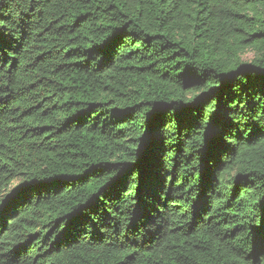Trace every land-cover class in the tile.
Listing matches in <instances>:
<instances>
[{"label":"trees","instance_id":"1","mask_svg":"<svg viewBox=\"0 0 264 264\" xmlns=\"http://www.w3.org/2000/svg\"><path fill=\"white\" fill-rule=\"evenodd\" d=\"M0 264H264V0H0Z\"/></svg>","mask_w":264,"mask_h":264},{"label":"rangeland","instance_id":"2","mask_svg":"<svg viewBox=\"0 0 264 264\" xmlns=\"http://www.w3.org/2000/svg\"><path fill=\"white\" fill-rule=\"evenodd\" d=\"M251 56H252V54H251V53H249V54L247 55V57H248V58H250ZM14 183H15V182H14Z\"/></svg>","mask_w":264,"mask_h":264}]
</instances>
